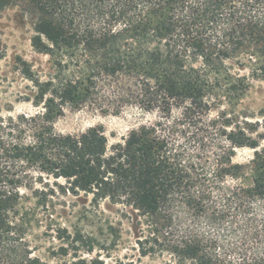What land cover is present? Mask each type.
Masks as SVG:
<instances>
[{
  "label": "trees",
  "instance_id": "obj_1",
  "mask_svg": "<svg viewBox=\"0 0 264 264\" xmlns=\"http://www.w3.org/2000/svg\"><path fill=\"white\" fill-rule=\"evenodd\" d=\"M10 5L51 72L28 76L43 110L0 120V264H46L28 237L40 209L81 193L135 211L141 253H167L164 264H264V146L252 124L210 117L264 78V0H0ZM131 104L160 115L112 144L102 126L53 128L67 106ZM237 147L254 150L248 163L233 162ZM47 232L68 243L62 257L79 242ZM74 256L57 264H107Z\"/></svg>",
  "mask_w": 264,
  "mask_h": 264
},
{
  "label": "rangeland",
  "instance_id": "obj_2",
  "mask_svg": "<svg viewBox=\"0 0 264 264\" xmlns=\"http://www.w3.org/2000/svg\"><path fill=\"white\" fill-rule=\"evenodd\" d=\"M32 35V22L19 5L0 9V120L43 110L33 103L36 89L32 80L35 74L41 80L46 79L51 66L48 55L32 47ZM24 68L31 73L25 74ZM240 73L248 74V70ZM29 74L33 77H28ZM220 112L252 124L255 127L252 136L264 146V78L251 80L250 88L237 101L228 102L226 99L211 104L210 117L214 118ZM178 113V108H173L171 115ZM159 115L156 109L146 110L135 104L123 106L117 113H104L91 106H67L63 115L54 120L53 128L59 133H78L91 126H102L109 144H112L139 125L154 122ZM253 151L249 147L235 148L233 162L248 163ZM45 208L40 209V224L30 231L28 237L37 248L35 254L46 264L73 259L74 254L86 259L97 256L107 264L117 260L131 264H164L169 258L167 253L159 251L141 253L138 240L144 238L141 233L144 227L139 224L141 217L130 208L108 200L94 204L91 197L83 193L53 196ZM57 226L67 228L71 236L79 239L78 243L69 245L68 254L63 257L58 254V248L68 243L57 239L54 232H47ZM73 246L78 248L76 253Z\"/></svg>",
  "mask_w": 264,
  "mask_h": 264
}]
</instances>
